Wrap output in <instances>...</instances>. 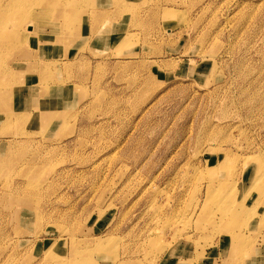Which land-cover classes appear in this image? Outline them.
<instances>
[{
	"label": "rangeland",
	"instance_id": "rangeland-1",
	"mask_svg": "<svg viewBox=\"0 0 264 264\" xmlns=\"http://www.w3.org/2000/svg\"><path fill=\"white\" fill-rule=\"evenodd\" d=\"M53 1L3 22L0 264H264V0Z\"/></svg>",
	"mask_w": 264,
	"mask_h": 264
},
{
	"label": "bare ground",
	"instance_id": "bare-ground-1",
	"mask_svg": "<svg viewBox=\"0 0 264 264\" xmlns=\"http://www.w3.org/2000/svg\"><path fill=\"white\" fill-rule=\"evenodd\" d=\"M2 3L5 5V6H1L0 5V49H2V47L4 46H7V45H11L12 41L13 40H9L8 38L10 36H12V31H9V30H6L4 29V26L5 24L3 23L4 21H8V22H11V23H17V17L20 16V21L18 22V24L20 23H24L25 21L27 20H31L35 17H37L38 14H36L33 6L31 8V4L33 5V1H42L43 3L44 2H49L50 0H1ZM55 1V0H54ZM53 1V2H54ZM47 2V4H48ZM59 2V1H58ZM64 2V1H63ZM45 4L43 5L42 4V12L43 13H46L48 11L51 10V7H50V4ZM53 6V5H52ZM39 7V6H38ZM62 9V8H61ZM55 10V9H54ZM75 10V8H74ZM68 13V12H67ZM55 14V13H54ZM45 14H42L40 16H44ZM39 16V15H38ZM54 16V15H53ZM57 17H61L59 15H56ZM66 16V15H65ZM72 16V14H71ZM67 17H69L67 15ZM67 17H66V20H67ZM65 18V17H64ZM41 19V18H40ZM39 19V20H40ZM43 20V18H42ZM65 20V19H64ZM44 21V20H43ZM42 21V22H43ZM34 23V22H33ZM70 26V25H69ZM34 28V26H33ZM63 28V26H62ZM67 28V27H66ZM38 29V28H37ZM61 29V28H60ZM69 31V30H68ZM72 31V30H71ZM70 31V32H71ZM21 32V31H20ZM61 32V31H60ZM27 33H30V31H28L27 29ZM65 33V32H64ZM67 33V32H66ZM25 34V33H24ZM68 34V33H67ZM20 35V34H19ZM70 35V34H69ZM23 36V35H22ZM68 36V35H67ZM19 37V36H18ZM65 38H66V35H65ZM68 38V37H67ZM18 40V38L16 39ZM16 42V41H15ZM14 43V42H13ZM18 43V42H17ZM22 45V44H21ZM121 45V44H120ZM8 48H11L8 47ZM14 48V47H13ZM22 48V47H21ZM18 50V49H17ZM14 51V50H13ZM7 55V54H6ZM5 55V56H6ZM65 56V55H64ZM4 57V56H3ZM6 58V57H5ZM1 61V60H0ZM27 61H28V58H27ZM8 75V72L6 69H4L3 67L0 68V101H4L5 99H7V96H6V93L10 92V94L8 96H12V89H10V85L12 84V80L9 79V77H7ZM29 82V81H28ZM16 88V87H15ZM10 90V91H9ZM6 92V93H5ZM33 94V93H32ZM30 94V95H32ZM7 115V114H6ZM24 116V115H23ZM10 118V117H9ZM7 121V120H6ZM211 172V171H210ZM209 175V173H208ZM212 177V176H210ZM30 187V185H29ZM212 189H215V188H212ZM210 190V188H208L206 190L207 192V196L206 198L204 199V202L202 204V209L201 210H206L207 208H210V204L213 202V198H212V193H213V190ZM209 196H210V204H209ZM23 201V200H22ZM25 201V200H24ZM200 210V211H201ZM217 220V219H216ZM218 221V220H217ZM219 221H220V217H219ZM218 221V222H219ZM232 233V232H231ZM233 236V241H235L237 239V237H234L236 236L235 235H232ZM73 242V240H72ZM79 242V241H78ZM51 257V256H50ZM46 260V259H45ZM47 261V260H46ZM54 264H60L59 261H57L56 263Z\"/></svg>",
	"mask_w": 264,
	"mask_h": 264
}]
</instances>
